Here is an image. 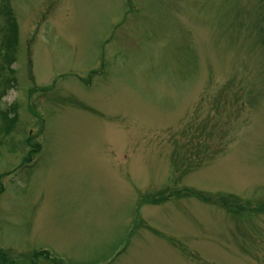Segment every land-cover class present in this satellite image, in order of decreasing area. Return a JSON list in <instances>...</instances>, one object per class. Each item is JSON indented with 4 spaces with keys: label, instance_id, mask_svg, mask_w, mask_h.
<instances>
[{
    "label": "rangeland",
    "instance_id": "rangeland-1",
    "mask_svg": "<svg viewBox=\"0 0 264 264\" xmlns=\"http://www.w3.org/2000/svg\"><path fill=\"white\" fill-rule=\"evenodd\" d=\"M0 264H264V0H0Z\"/></svg>",
    "mask_w": 264,
    "mask_h": 264
}]
</instances>
